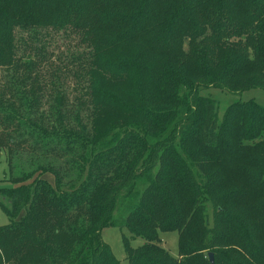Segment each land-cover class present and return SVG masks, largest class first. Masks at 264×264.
Here are the masks:
<instances>
[{
    "label": "trees",
    "instance_id": "16d2710c",
    "mask_svg": "<svg viewBox=\"0 0 264 264\" xmlns=\"http://www.w3.org/2000/svg\"><path fill=\"white\" fill-rule=\"evenodd\" d=\"M16 29L37 59L17 54ZM41 31L85 52L37 72ZM0 72V264H119L106 227L144 240L122 235L126 264H264V108L230 104L220 124L200 94L264 91V0H0ZM218 156L244 199L211 172ZM214 200L241 217L209 227ZM158 232L177 233L178 259Z\"/></svg>",
    "mask_w": 264,
    "mask_h": 264
},
{
    "label": "rangeland",
    "instance_id": "374dc122",
    "mask_svg": "<svg viewBox=\"0 0 264 264\" xmlns=\"http://www.w3.org/2000/svg\"><path fill=\"white\" fill-rule=\"evenodd\" d=\"M31 30H15V37H16V45H17V54L20 56L23 53L28 55L30 58L37 59L35 56L34 49L32 47V43L34 39L32 37ZM37 37L42 40V45H44L43 52H41L40 56H45L43 60V68L40 70L37 68V72H42L43 74L50 73L51 67H63L64 65L68 64V59L72 54L85 52V49L82 45H77V37L72 34H64L63 32H47L44 34V31L37 33ZM36 37V38H37ZM37 46L40 47L39 44ZM82 47V48H81ZM49 63H52L49 65ZM49 65V66H48ZM48 66V67H47ZM35 70V68H34ZM59 73V72H58ZM62 74V73H61ZM56 75V74H55ZM0 77H4V73L0 72ZM200 94L204 97H208L216 102L217 107V118L218 122L221 124V120L225 109L233 103L238 102H248L251 101L258 105L259 107L264 108V91L260 89H250L241 93H228L225 90L218 89L216 87H208L200 92ZM235 129H239L236 127ZM230 131H224L223 136L228 141L230 137ZM230 143V142H229ZM187 145L190 149L194 150L197 147V143L194 138H190L187 142ZM227 146V143H225ZM191 151V150H190ZM195 151V150H194ZM200 153L195 152L196 160L201 158L199 156ZM213 166L211 167V172L218 168V173L215 175L217 178L222 177L225 179L229 184L233 185V183L237 182L239 179H242L243 174L239 171V167H235L231 163H225L223 161H219V156L213 159ZM6 172V165L4 162V158L1 159L0 162V180L2 179L4 173ZM213 173V172H212ZM5 186L3 183H0V187ZM230 191H235L234 195H237L240 198H245L246 190L243 187L232 186L229 188ZM218 193L212 194V196H218ZM239 199V198H238ZM244 202V209L247 211V202ZM261 201L254 199L248 203V209L252 205L260 204ZM6 203L0 198V226L7 225L10 220L5 214L3 207H6ZM221 207L224 209L220 210ZM207 208V218H208V225L209 227L213 223V218H217L219 216V212L223 211L227 216L236 219V217H241V213L239 210L228 207L223 205L218 200H214L211 203H206ZM219 211V212H218ZM218 212V213H216ZM249 213V212H248ZM221 217V216H219ZM218 217V218H219ZM101 238L103 242L108 246L110 249L114 259L119 264H126V255L124 250V245L122 241V235H125L128 239L129 247L131 249H137L141 247L144 243V240L139 237H131L125 229L121 228H114V227H106L101 230ZM158 237L161 243V246L168 252L169 256L172 259H178L179 257V249H178V235L176 232H158ZM205 257H207L205 255Z\"/></svg>",
    "mask_w": 264,
    "mask_h": 264
},
{
    "label": "water",
    "instance_id": "95a60500",
    "mask_svg": "<svg viewBox=\"0 0 264 264\" xmlns=\"http://www.w3.org/2000/svg\"><path fill=\"white\" fill-rule=\"evenodd\" d=\"M208 259H209L210 263L213 262V255L211 253L208 254Z\"/></svg>",
    "mask_w": 264,
    "mask_h": 264
}]
</instances>
